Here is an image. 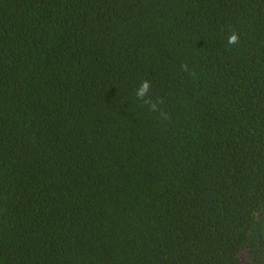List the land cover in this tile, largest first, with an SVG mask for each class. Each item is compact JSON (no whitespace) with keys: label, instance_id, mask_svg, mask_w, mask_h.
Here are the masks:
<instances>
[{"label":"trees","instance_id":"trees-1","mask_svg":"<svg viewBox=\"0 0 264 264\" xmlns=\"http://www.w3.org/2000/svg\"><path fill=\"white\" fill-rule=\"evenodd\" d=\"M263 250L264 0H0V264Z\"/></svg>","mask_w":264,"mask_h":264},{"label":"clouds","instance_id":"clouds-1","mask_svg":"<svg viewBox=\"0 0 264 264\" xmlns=\"http://www.w3.org/2000/svg\"><path fill=\"white\" fill-rule=\"evenodd\" d=\"M238 43H239L238 34L235 32L229 33L227 37V45H236ZM182 67H184L186 70V65ZM151 87L152 85L150 81L142 80L139 86L134 90V94L138 101H141L143 105L147 106V109L149 112H158L160 111V109L158 108V105L161 103V101L157 99L154 102L152 97L148 95ZM161 115L163 116L164 114L161 112Z\"/></svg>","mask_w":264,"mask_h":264},{"label":"flooded vegetation","instance_id":"flooded-vegetation-1","mask_svg":"<svg viewBox=\"0 0 264 264\" xmlns=\"http://www.w3.org/2000/svg\"><path fill=\"white\" fill-rule=\"evenodd\" d=\"M238 264H264V250L254 253L248 252L245 256L240 257Z\"/></svg>","mask_w":264,"mask_h":264}]
</instances>
